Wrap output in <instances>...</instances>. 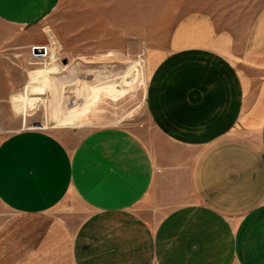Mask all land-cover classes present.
<instances>
[{"label": "crops", "instance_id": "0c3cea01", "mask_svg": "<svg viewBox=\"0 0 264 264\" xmlns=\"http://www.w3.org/2000/svg\"><path fill=\"white\" fill-rule=\"evenodd\" d=\"M81 1L82 31L113 33L112 48L135 36L147 117L175 149L158 156L118 126L74 145L0 134V264H264V0ZM60 2L0 0V23L32 26ZM42 61L11 97L23 118L52 79ZM63 204L75 230L54 212Z\"/></svg>", "mask_w": 264, "mask_h": 264}, {"label": "rangeland", "instance_id": "374dc122", "mask_svg": "<svg viewBox=\"0 0 264 264\" xmlns=\"http://www.w3.org/2000/svg\"><path fill=\"white\" fill-rule=\"evenodd\" d=\"M81 2V0L75 2L79 4L78 10L75 8L68 10L67 0H61L54 12L32 26L9 27L0 23V78L5 79L6 76L7 80L0 79V94L5 92L3 90L9 91L6 93L9 96L0 102V134H10L19 129L38 126L39 129L59 136L65 143L74 145L83 134L94 128L118 126L135 132L142 140L147 141L158 156L159 145L175 149L162 140L147 117L144 100L150 66L145 62L142 49L135 47L137 44L135 36L133 48L128 46L112 48L108 45L114 42L113 33L111 36L107 33L105 39L101 37L104 33L82 31ZM69 4L71 7V3ZM120 43L125 45L129 42L123 36ZM34 45L49 48L51 53L44 56L46 64L50 63V54L54 57L48 65L49 71L53 74L49 78L53 80L61 78V92L56 98L53 87L48 86L44 94H33L39 99L23 118L14 112L11 97L20 92H27L25 83L35 81L43 75L46 66L42 61L44 57L37 55H44L46 49L33 51ZM132 64L135 65L133 69L136 72V80L128 86L118 81V78L131 76L129 68ZM32 70L34 71L31 80L28 81ZM92 84L106 87H112V84H117L118 87L121 85L124 93L111 97L102 91L92 89ZM72 91H77L79 95L73 98L75 105L71 107L70 119L58 122L54 104L57 105L59 102L62 104L64 97L68 98V93ZM87 91L92 92L89 98L84 95ZM94 101L95 103H92ZM68 106L69 104L66 108ZM56 123L61 124L57 126ZM74 205L79 210L78 213H86L87 210L82 206L75 202ZM72 211L63 204L54 212L75 230L79 225V217L73 216Z\"/></svg>", "mask_w": 264, "mask_h": 264}, {"label": "bare ground", "instance_id": "6f19581e", "mask_svg": "<svg viewBox=\"0 0 264 264\" xmlns=\"http://www.w3.org/2000/svg\"><path fill=\"white\" fill-rule=\"evenodd\" d=\"M35 48H44V49H46V46L33 47V51L35 50ZM45 55H46V53L44 55H37V56L42 58ZM133 67L135 68V65L132 64V66L129 68L131 76H129V77L127 76V78L125 76H121L120 78H118V81L120 80L122 83L127 84L128 86H131L133 84V82L136 80V72H134ZM60 81H61L60 77H58L57 80L47 79L46 81L43 82L42 86L45 89L48 88V86L50 88L53 87V92L55 93L54 96L57 98V95L59 94V92H61L60 91V88H61V82ZM118 81H117V83H118ZM121 82H120V84H121ZM113 83H115V82H113ZM118 85H119V83H118ZM118 85L117 84H112V87H106V86L99 85V84H92V89L98 90L100 92L102 91L105 94L110 95L111 97H116V96L121 95V94L124 93V91H122V89H121L123 87H120L122 84L119 87H118ZM68 94H69L67 96L68 98L64 97V101H63L62 104L59 102V104L56 105L55 110H56V116H57L58 122L62 121V119L63 120L70 119L71 107H74V105H75L74 102H73V98L76 95H79V93L77 91H72V92H70ZM84 95L88 96V98H89L90 95L92 96V92L91 91H87V92L84 93ZM67 104H69L68 108H66ZM85 105H87V104H85ZM84 110L86 111V109H84ZM81 112L83 113V111H81ZM76 114H77V112H76ZM59 124H61V123H58V125ZM56 125H57V123H56ZM30 128L39 129L38 126L30 127Z\"/></svg>", "mask_w": 264, "mask_h": 264}, {"label": "water", "instance_id": "95a60500", "mask_svg": "<svg viewBox=\"0 0 264 264\" xmlns=\"http://www.w3.org/2000/svg\"><path fill=\"white\" fill-rule=\"evenodd\" d=\"M44 48H35V50H43Z\"/></svg>", "mask_w": 264, "mask_h": 264}, {"label": "built area", "instance_id": "2783aa9c", "mask_svg": "<svg viewBox=\"0 0 264 264\" xmlns=\"http://www.w3.org/2000/svg\"><path fill=\"white\" fill-rule=\"evenodd\" d=\"M30 129V128H29Z\"/></svg>", "mask_w": 264, "mask_h": 264}]
</instances>
